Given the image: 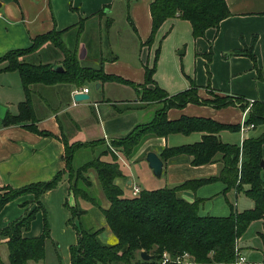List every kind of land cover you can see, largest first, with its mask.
Wrapping results in <instances>:
<instances>
[{"label": "crops", "instance_id": "crops-1", "mask_svg": "<svg viewBox=\"0 0 264 264\" xmlns=\"http://www.w3.org/2000/svg\"><path fill=\"white\" fill-rule=\"evenodd\" d=\"M150 1L135 0L129 7V14L136 26H133V29L137 31L142 45L143 56L142 58L139 56V60L134 55V47L128 57L119 59L115 56L105 59L99 45L101 41L97 36H91L86 41L82 39L88 37L85 29L88 21L96 20L95 25L101 26V18L96 19L98 14L96 11L101 5L104 6V0H89L85 6L89 7L90 11L83 15L73 10L78 4L85 9L82 0H0V56L9 50L29 47L37 35L52 30H63L61 37L68 38L73 32L79 39L72 49L64 46L75 53L79 66L100 68L106 74L132 82L122 83L124 93L115 99L104 94L107 89L105 85L113 82L112 80L86 81L80 86L75 83L33 84L31 92L34 121L8 123L7 117L18 113V104L25 99V94L18 71H0V77L6 79L5 88L0 91V105L5 107L4 116L0 117V188L4 186L19 188L45 182L58 172L66 171L63 138L70 143H82L74 150V157L81 151H89L93 158L100 156V160L106 162L112 161L114 157H125L108 151L107 142L127 134L138 124L150 122L161 112L168 120H175L181 116H197L233 126L234 130L221 129L217 132L218 139L223 143L240 145L241 141L247 138L244 136L245 133L239 130L247 110L243 116V110L238 106L236 98L245 102L261 101L264 104V0H224L229 15L219 22L217 30L209 28L203 36L196 38L192 36L189 21L169 18L156 31L153 42L145 44L151 30ZM80 26L83 28L78 30ZM157 49L159 53L152 75L154 84L147 83L145 88L153 89L156 84L167 94L166 98H169L194 87L200 99H213V95L229 96L234 103L215 107L187 102L183 106L166 107L165 98L142 99L144 66L152 67ZM248 52L252 54V58L247 55ZM24 59L35 63H47L55 68L62 66L64 52L51 42H46L25 55ZM5 64L3 62L0 66ZM88 82L96 83L97 91H92ZM85 87L88 88L86 93L89 97L75 101L73 93ZM127 91L130 92L129 95ZM29 124H34L38 130L47 131L50 135L34 132L25 126ZM256 127H260L261 131L264 128L263 125ZM231 131L236 134H231ZM204 134H206L204 131H193L188 134L169 133L164 136L147 137L131 157H126L131 163L138 162L143 171V181L141 179L140 183V177L132 171L130 173L132 180L125 182L126 177L123 176L117 178L115 183L123 192L125 185L132 188L134 183L141 191L175 186L187 180L217 175L220 168L218 162L192 165L191 157L185 154L170 157L166 161L160 156L164 148L199 142ZM147 151L157 153L163 161L160 177L163 178V182L154 186L146 185L148 182L153 184L152 179L155 177L145 161ZM86 174L90 177L92 186L99 184V195L103 199L106 198L95 170L89 169ZM147 186L150 188H146ZM209 186L211 187L207 188ZM207 190L209 192H206ZM240 194L233 188L225 189V184L220 180L202 184L194 189L185 188L179 192V195L189 202L201 199L199 210L212 198L222 196L227 200L226 197L230 196L235 201ZM33 198L32 194H26L6 203L0 211V228L33 207L36 204ZM40 199L46 209L51 230L60 228L62 229L60 234H65L68 238L64 259L66 264L69 261V246L76 241V231L65 225L70 211L66 210L64 205L66 202L68 205H77L85 211L81 215L83 216L89 211V207L84 206L88 201L72 195L66 173L60 183L54 189L45 191ZM249 202L248 206L251 207L252 201ZM107 206L106 199L102 208ZM234 210L239 211L236 208ZM99 213L102 215L100 209ZM43 217L42 210H39L31 222L30 229L33 224L37 226ZM256 221L262 224L261 219ZM103 228L105 230V227ZM107 231L106 237L112 240L110 231ZM24 234L36 236L37 231H27ZM241 240V236L236 239V257L238 255L243 257L244 248L240 246ZM262 249H257L262 251V254L258 252L249 254L253 258L252 261L248 262L243 257L240 264H264V246Z\"/></svg>", "mask_w": 264, "mask_h": 264}, {"label": "trees", "instance_id": "trees-1", "mask_svg": "<svg viewBox=\"0 0 264 264\" xmlns=\"http://www.w3.org/2000/svg\"><path fill=\"white\" fill-rule=\"evenodd\" d=\"M151 30L145 44L154 40L156 31L169 18H180L190 22L194 38L203 36L209 28L217 30L219 22L229 15L224 0H151L149 4ZM101 12V11H100ZM63 30H52L33 38L27 48L13 49L0 56V71H18L25 99L18 104V113L8 116V123L34 121L31 85L75 83L80 86L86 81L112 80L125 84L131 81L119 76L106 74L102 69L84 68L79 66L75 53L64 48L61 34ZM45 42H51L64 52L62 71H56L50 64L28 62L22 57L38 49ZM159 49L155 51L152 67L144 66V84L141 98L144 100H166V107L183 106L187 102L209 104L221 107L233 104L229 96H216L213 99H200L195 88L184 90L166 98V93L156 84L153 89L145 88L147 83H153L152 75ZM236 53V52H234ZM207 55V54H206ZM252 58L250 52L247 53ZM209 61V57L207 59ZM238 106L247 114L244 124L264 126V104L261 101H243L240 98ZM41 135L49 132L38 130L34 124L25 125ZM221 129L234 130L228 124L219 123L207 117L181 116L168 120L163 112L159 113L146 124H138L127 134L112 140V144L120 147L125 157H131L142 145L144 140L152 135L164 136L169 133L188 134L193 131H204L199 142L176 147L164 148L160 156L164 161L170 157L185 154L190 156L192 165L218 162L220 168L217 175L194 180H187L175 186L146 190L136 196L126 197L123 190L115 183L123 174L117 163V158L110 162L95 157L79 166H73L74 150L82 145L80 142H68L63 138L64 162L66 171L58 172L45 182L25 185L19 188L4 186L0 191V211L4 205L19 196L32 194L36 205L19 218L0 228V245L8 249L7 260L0 255V264H27L29 261H41L45 256V239L49 236L48 221L44 215L43 229L39 235L28 236L31 222L39 210L45 212L41 201L42 194L54 189L67 174V181L72 195L83 198L98 206L110 231L113 242L103 243L100 233L104 228L87 229L74 220L85 212L77 205H65L71 213L68 222L76 231V241L69 246V261L66 264H161L162 253L168 252L174 259L177 255L188 252L193 259L191 264H232L237 253L236 239L242 235L248 224L256 219L262 220L261 237L264 236V178L261 147L264 143V128L256 137H247L240 145L221 142L217 132ZM161 159V160H162ZM94 169L108 200V206L102 208L96 198L91 195V180L86 172ZM73 176V179L72 177ZM220 180L225 189L233 188L236 193L244 194L252 200L250 208L239 211L230 210L222 216L201 215L199 205L201 199L192 202L185 200L179 192L185 188L198 186ZM154 255L150 260L140 257V251ZM65 264V263H59ZM165 264H182L173 260Z\"/></svg>", "mask_w": 264, "mask_h": 264}, {"label": "rangeland", "instance_id": "rangeland-1", "mask_svg": "<svg viewBox=\"0 0 264 264\" xmlns=\"http://www.w3.org/2000/svg\"><path fill=\"white\" fill-rule=\"evenodd\" d=\"M99 1H102V0H99ZM134 1L135 0H104V2H103L104 6L101 5L99 7V9L97 8V11H96L98 13V14H96L97 15L96 19L98 20L99 18H101V26L95 25V23L97 22L96 20H92V21L90 20L86 23L85 29H86V35H88V37H86V38L83 37L82 39L86 41L91 36H97L98 39H100V41H101L99 45H101L100 49H102L101 53H102L103 58L111 59L112 57L118 56L119 59H122L124 57H128V54H130V50L133 49V47L135 50L134 55H136L137 59H139V56H141V58H142V56H143V53L141 51L142 45L139 41L137 31H135L133 29V26L135 24L133 22L132 17L129 14L130 13V10H129L130 4ZM82 2L84 3L83 5L85 6V4H87V2H89V0H87V1L82 0ZM89 9L90 8L87 6H85V9H84L83 6H80V4H78L76 6V9L74 8L73 10L76 13L78 12V13L83 15L84 13L90 11ZM100 15H101V17H99ZM108 23H109V25H107ZM134 27H136V26H134ZM82 28H83V26H80L78 28V30L82 29ZM69 36L70 37H68V38H67V36H66V38H65V36H62L61 38L63 40L64 46L66 48L72 49V48H74L76 43L79 41V39L76 38L77 36H75V33H73V32ZM143 52H144V50H143ZM22 59H24V57H22ZM24 60L27 61V59H24ZM28 62H30V61H28ZM33 63H35V62H33ZM81 63H83V62H81ZM5 80L6 79H4L3 77H0V91H2L5 88V84H4ZM88 85L92 91H94V92L97 91L96 83L88 82ZM105 86H107L106 87L107 89H106V91H104V94L106 97H110L111 99H115V98L119 97V95L124 93L123 90H125V89H123L124 88L123 84L119 83L117 81L109 82ZM99 92H101V89H99ZM127 94L129 95L130 92L127 91ZM215 97L216 96L213 95V98H215ZM261 132L262 131H261L260 127H255L254 129L247 128L243 131V133H245L244 134L245 137H256ZM230 133L236 134V132H234V131H231ZM114 139H117V138H114ZM114 139H112V140H114ZM112 140H109L106 144V148L108 149V151H110L111 153H114V154L118 153L120 155H123V153L120 151L121 148L118 146H115L111 143ZM73 157H74V155H73ZM74 158L75 159L73 160V166L76 167V166H79L80 163H83L89 159H92L93 156H92V153L89 151H81V153H78ZM261 159L263 160V163H264V143L262 144V147H261ZM116 160H117V163L119 165L120 170L122 171V173H124L123 176L126 177L125 182L126 181L128 182V180H132L131 175H130V173L132 171H133V173H135L136 175H138L140 177L139 182L141 179H142L141 181H143V178H142L143 171L140 168V166L138 165V162L131 163L127 160L126 157H123V156L118 157ZM261 176L264 178V166L261 169ZM71 177L73 179V176H71ZM152 180L154 182L153 184L148 182V184H146V185H153L154 186L156 184H160L163 182V178L158 179L156 177H153ZM141 185H142V188H144L143 184H141ZM132 186H138V185H136V183H134ZM212 186H214V185H212ZM129 187H127L125 185V191L123 192V195L126 197L132 196V188H131V186H129ZM210 187L211 186H209L207 188H210ZM146 188H150V186H147ZM0 191L5 192L6 189L4 188V189H1ZM99 191H100L99 184L94 185V186H92V188H90L91 195L96 198L97 204L102 207L104 205V202H106V198L103 199V197L99 195ZM206 192H209V191L207 190ZM226 198H227V200L221 196V197H216V198L210 199V201H208L205 204V207L203 209L201 208L199 210V214H201V215L215 214L218 216H222V215L228 214L230 210L233 211L235 208L238 210H242V209H244V207L247 208V207H249L248 205L250 204L249 201H252L248 197H245L244 195H241V194L237 195V197L235 198V201L230 196H228ZM86 201H88V202H85L84 206L87 208L89 207L88 213L81 216L77 220L75 219L74 223L80 222L82 227L87 228V229L88 228L97 229L100 227H105V230L102 233H100V236H99L101 241L103 243H106V244L113 242V240L106 237L107 232H108L107 231L108 228L105 225L104 217H102V215L99 213V207L94 205L89 200H86ZM64 206H65L66 210H69L66 205H64ZM33 207H31V208H33ZM87 208H84V209H87ZM42 214H43V216L45 215L46 219L48 218L47 213H46V209H45V212L42 211ZM70 217H71V213H70V216L68 217V219ZM68 219H66L65 225L70 227L71 230H73L74 228L68 222ZM43 221L44 220L38 221L37 226L35 224H33L31 229H29V231L32 232V230H35V231H37L36 235H39L43 229ZM48 226H49V236L45 239V256H44V259L41 261H38V262L29 261L27 264H59V263H64L66 245H68V243H67L68 238L64 233H63L64 235L60 234L62 232V229L57 228V229L51 230L49 222H48ZM261 232H262V224L260 221L255 220V221H252L248 225V227H246L245 231L241 235L242 240H241L240 246L242 248H244L243 252H242V256L248 262L252 261V259H253L252 256L249 255L250 253H257L258 252L259 254H262V251H263L262 248L264 246V236H263V238L261 237V235H260ZM110 236H112V235L110 234ZM257 249H260V250L262 249V251L257 250ZM0 255H1V258L3 260H5V261L7 260L8 249H7V246L5 244H1V246H0ZM192 260L193 259L190 258L189 261L192 262ZM98 264H101V263H98ZM187 264H191V263H187Z\"/></svg>", "mask_w": 264, "mask_h": 264}, {"label": "water", "instance_id": "water-1", "mask_svg": "<svg viewBox=\"0 0 264 264\" xmlns=\"http://www.w3.org/2000/svg\"><path fill=\"white\" fill-rule=\"evenodd\" d=\"M54 69L56 71L63 70L62 66L55 67ZM72 97L75 101H80V100L87 99L89 95L88 93L83 92V91H76L73 93ZM4 112H5V107L0 105V117L4 116ZM145 161L148 163L149 168H151L153 175L157 178H160L162 175V171H163V161L158 156V154L153 151H147L145 155ZM259 166L260 167L264 166L262 159L259 161ZM139 255L142 259H145V260H150L154 257V255L148 254L144 250L140 251Z\"/></svg>", "mask_w": 264, "mask_h": 264}, {"label": "built area", "instance_id": "built-area-1", "mask_svg": "<svg viewBox=\"0 0 264 264\" xmlns=\"http://www.w3.org/2000/svg\"><path fill=\"white\" fill-rule=\"evenodd\" d=\"M81 91L88 92V88L85 87ZM245 112H246V108H245V110H243V116L245 115ZM247 128H252V124H244V119H243V121L239 125V130L244 131ZM139 192H140L139 187L132 186V196L138 195ZM190 258H191V256L188 252H183V253L177 255L174 259H172L170 257V255L168 254V252L164 251L162 253L161 264H165V263L169 262L170 260H173L177 263L187 264V263H191V261H189ZM235 258L236 259L234 260V262L232 264H240L243 261V257H240L239 255Z\"/></svg>", "mask_w": 264, "mask_h": 264}]
</instances>
